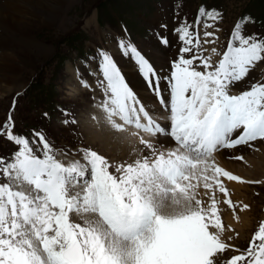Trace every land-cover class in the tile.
Here are the masks:
<instances>
[{"label": "snow or ice", "instance_id": "snow-or-ice-1", "mask_svg": "<svg viewBox=\"0 0 264 264\" xmlns=\"http://www.w3.org/2000/svg\"><path fill=\"white\" fill-rule=\"evenodd\" d=\"M205 16L222 19L219 11L201 7L198 22ZM249 22L245 16L234 25L218 64L202 58L203 68L211 71L197 70L193 59L174 62L167 88L149 61L121 42L157 101L151 111L113 57L99 50L98 86L104 99L98 107L112 129L131 131L138 139L134 159L117 164L83 148L80 159L65 163L57 155L68 153H58L42 131L33 133L39 142L35 151L36 141L15 134L10 112L0 135L18 150L10 162L0 158V264H264V222L241 251L222 238L235 230L222 221L216 196L223 194V203L235 211L238 205L223 178L264 183L245 181L216 163L217 153L264 141V81L248 82V90L232 94L264 61V38L243 34ZM189 27L176 30L185 45L193 43ZM161 108L170 123L162 125L151 114ZM169 140L176 147L165 150ZM201 187L207 201L200 198ZM247 208L244 204L240 210ZM230 249L238 254L224 260Z\"/></svg>", "mask_w": 264, "mask_h": 264}, {"label": "rangeland", "instance_id": "rangeland-1", "mask_svg": "<svg viewBox=\"0 0 264 264\" xmlns=\"http://www.w3.org/2000/svg\"><path fill=\"white\" fill-rule=\"evenodd\" d=\"M56 2L57 0L42 2L33 0L32 9L26 18L27 22L22 23V29L14 31L15 38L12 40H8L4 30L0 28V38L5 43L0 44V56L8 64L7 68L0 67V126L8 120L11 112L14 122L12 131L15 134L18 131L28 132L27 136L19 135L29 138L30 141H36L31 145L34 151L39 142L33 133L39 130L46 135L58 153L64 151L69 156H74L79 154V149L91 148L117 164L136 157L138 154L136 149L141 146L138 144V139L131 136V131L119 132L121 136L122 133L127 136H123V139L129 141L124 149L120 147L122 142L119 145L107 144L103 137L96 133V130L101 133L99 126L104 121L102 111L98 107L104 97L96 98L95 95L101 79L97 72L98 51L121 55L118 42L123 34L127 35L125 39L129 38L132 45L142 48L146 57H149L154 65L162 67H153L159 77L171 74L173 68L167 70V67L171 66L170 58H185L190 54H198L201 60L207 57L214 64H218L221 55L217 53L222 54L223 46L216 52L212 49H218L222 39L229 41L234 25L242 17H250L252 21L246 24L244 35L256 34L264 38V0H68V6L61 7L59 22L49 25L42 23L47 16L46 5H55ZM201 7L208 11L213 9L219 11L222 19L213 20L205 16L199 18L198 22ZM119 21L125 25L124 31L120 29ZM163 23L166 25L162 27ZM183 25L190 26L189 31L192 33L193 40L190 45H185L176 31ZM163 31L168 32L167 44L158 40ZM206 32H211L213 35L206 36ZM177 42H180L178 49ZM32 43L43 45L48 49V53L43 54L39 46ZM185 46L191 51L182 52ZM121 59L122 65L126 67L119 66L121 70H124L122 72L124 76L131 70L144 79L135 62L129 59L127 62V56ZM189 59H193L195 67L203 68L195 57ZM261 64L263 65L264 61ZM203 71L207 70L203 68ZM261 75H256L252 83L264 81ZM11 76L13 77L10 84L2 85L1 79ZM94 78L97 81H94ZM164 81L165 79H161V84ZM164 85L167 88V85ZM100 92L103 94L101 88ZM165 92L162 94L165 95ZM90 103L92 104L89 106ZM69 108L71 111L73 109V113L65 116L64 113H67V110L70 111ZM92 114L94 119L91 118ZM155 114L164 115V113ZM97 116L102 118L100 123ZM64 119H75L76 123L65 125L62 123ZM104 123L108 125L105 121ZM45 127L50 134H46ZM145 138L151 137L145 135ZM130 141H134L135 145ZM263 143L264 141H261L259 145L251 148L257 149L256 151L261 154H259V158L263 160L261 162H264ZM17 150V145L0 135V158L3 157L10 162L12 154ZM36 155L40 156L41 153L36 152ZM57 158L63 160L59 154ZM67 158L68 160L78 159L76 156H74L75 159L66 157V161ZM217 164L221 165L219 162ZM245 166L254 171V175L239 173L242 176L247 175L249 177L247 181H264V165L260 166L262 169L259 166L254 169L248 163ZM231 172L237 171L231 170ZM223 179L226 187L231 189L229 198L238 207L234 211L223 204L221 202L224 200L223 194L217 191L222 221L235 230L226 231L222 238L243 251L248 247L260 223L264 222V183L246 184ZM2 182L3 178H0V183ZM232 183L237 184L236 188L230 186ZM200 198L208 199V196L203 193L200 194ZM244 204L249 205V208L240 210ZM237 233H239L238 236ZM228 236L233 239L227 240ZM236 254H238L236 251L230 249L224 254L223 259L227 260Z\"/></svg>", "mask_w": 264, "mask_h": 264}, {"label": "bare ground", "instance_id": "bare-ground-1", "mask_svg": "<svg viewBox=\"0 0 264 264\" xmlns=\"http://www.w3.org/2000/svg\"><path fill=\"white\" fill-rule=\"evenodd\" d=\"M32 1L33 0H0V28H2L4 30V35L5 34L7 35L8 40H12L13 38H15L14 31H18V30L22 29L23 28V24L22 23H26L27 22V19L26 18L28 17V13L32 9ZM38 1H41L42 2L43 0H38ZM67 2H68V0H57V2H56L55 5H50V4L49 5H46L47 6V8H46L47 9L46 10L47 16L44 17V19L42 20V23H44L46 25H49V24H52V23H55L56 24V22H59L60 21L59 20L60 19V14L62 12L61 7L63 8V7L68 6V3ZM2 40L3 39L0 38V44H5L4 41H2ZM32 44H34L35 46H39L40 51L43 54L46 55L48 53V49H46V47H44L43 45H39L37 43H32ZM41 46H43V47H41ZM0 67H2L3 69L8 67V64L3 59L2 56H0ZM130 69H131V66H130ZM196 69L203 71V68L200 67V66H197ZM254 75L255 74H254V72L252 70L251 73H250V75H249V77L246 78V81H248V80L251 81L252 80V77ZM168 76H170V74H168V75L166 74V75H163V76L161 75V78L165 79L164 83L162 84V86H164V88L166 87L164 84H166L167 87H168V81L166 79ZM12 77L13 76H11V77H9L7 79H1V81L3 83L2 85H8V84H10L9 82L11 81ZM125 78H126V81L130 84V87L134 90V92L138 93L139 97L141 98V101L147 104V108L149 110H153V109H156L157 108V106H158L157 105V101L153 98V93L150 92L151 90L149 89L146 81L144 82V79H142L140 76H137L136 73L134 71L132 72L131 70L128 73H126ZM246 86H248V82H238L232 90L235 89V91L241 92L243 90V87H246ZM163 96L164 97H167L168 96V92L166 91L165 92V95H163ZM97 113H98V111H97ZM155 113H159V114L164 113V115H165V113H167V112L165 110H163V108H161L160 111L155 112ZM100 116H97L98 123H100V121L102 119ZM96 122H97V120H96ZM162 125H164V124H162ZM99 127H101V130L102 131H100L101 133H98L97 130L95 129L96 130V133L98 135H100V137L102 136L103 139H104V142H106L107 144H112L113 143L114 145H116V144L119 145L122 142V144L120 145V147L123 148V149H124V147L126 145L128 146V142L129 141L122 138L123 136L124 137H127V136L123 135V133H122V136H121L119 132H115L109 125H106L104 123V121L101 122V124H100ZM150 139L154 140V142H158L155 138H152L151 137ZM172 142L173 141H171V140H169L168 142H166L164 144V149L165 150L172 149L171 148L172 147ZM259 142H261V141L258 140V141L252 142V144L254 146L257 145V144L259 145ZM130 143L131 144H134L135 142L134 141L133 142L130 141ZM256 150L250 149L247 146H243V147H241V148H239L237 150H226V151H223V152L219 153V155L216 156V162L217 163L219 162V164L223 165L224 167L225 166L228 167V169H230V171L231 170L232 171H234V170L237 171L238 174L239 173L240 174L242 173V174H249V175H252L253 174L254 175V171L253 170H250L249 167H246L245 164L246 163H248V165L250 164V167H252L254 169H256L258 166L259 167L260 166L262 167L264 165V162H261L263 160H261L259 158V154L260 153H258ZM257 153H258V155H257ZM126 154H128V153H126ZM133 155H134V153H133ZM232 155H242L244 157L243 160L246 163L242 162L243 160L229 159L228 157L229 156H232ZM248 157H250L251 159L248 158ZM256 157L259 158L260 160L257 159ZM66 162H68V158H67V161ZM230 186H232L233 188H236L237 184L232 183ZM204 191L205 190L201 187L199 189V194H203ZM242 220H243V218H242Z\"/></svg>", "mask_w": 264, "mask_h": 264}]
</instances>
